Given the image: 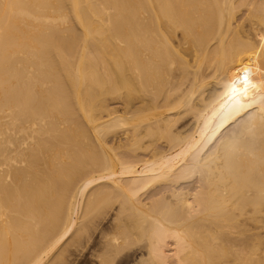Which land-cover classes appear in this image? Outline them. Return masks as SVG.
<instances>
[{"label": "bare ground", "instance_id": "obj_1", "mask_svg": "<svg viewBox=\"0 0 264 264\" xmlns=\"http://www.w3.org/2000/svg\"><path fill=\"white\" fill-rule=\"evenodd\" d=\"M237 2L0 0V264L67 260L113 205L110 253L264 264V3Z\"/></svg>", "mask_w": 264, "mask_h": 264}, {"label": "rangeland", "instance_id": "obj_2", "mask_svg": "<svg viewBox=\"0 0 264 264\" xmlns=\"http://www.w3.org/2000/svg\"><path fill=\"white\" fill-rule=\"evenodd\" d=\"M240 0H238V4L240 3L239 2ZM253 1V2H252ZM255 1V2H254ZM261 1V2H260ZM258 0V2H260V3H264V0ZM243 2H246V5H247V3L249 2V3H251V4H254V3H258L256 0H251V2L250 1H244L243 0ZM248 3V4H249ZM245 5V4H244ZM239 7H241V9L239 8ZM247 7L246 6H240V4H239V6H238V8H237V15H238V17H240V14L242 13V11H243V13L242 14H244V12H245V9H246ZM241 10V11H240ZM178 34H180L179 32H177V36L176 37H180L181 36V34L180 35H178ZM175 37V36H174ZM172 38L173 39V41L176 43V41L178 40L177 38V40L175 39V38ZM178 37V38H179ZM188 59L189 60H191L192 61V58H191V56H189L188 57ZM176 69V68H175ZM182 70V69H181ZM176 71V70H175ZM174 71V72H175ZM180 73V68L178 69V67H177V71L175 72L176 74H179ZM181 73H182V71H181ZM180 73V74H181ZM215 83H216V86L213 88V89H217V88H220L219 86V84H217V80H213L212 79V82L210 83L211 85H209V86H207V88L208 89H206V91H205V94H204V96H207L208 94V92H209V88H211V90H212V86H214L215 85ZM109 95V96H108ZM108 95H106L107 97H106V105H108V107H110L109 109H111V106H114V107H118L119 108V106H121L120 108H124L125 106H122V104L119 102L120 101V98H118V100H115V99H113V101L111 100V94H108ZM108 100V101H107ZM115 100V101H114ZM113 102V103H112ZM108 103V104H107ZM117 103V104H116ZM119 103H120V105H119ZM117 105V106H116ZM188 114H190V115H185L186 117L184 118V119H180L181 121H179V123L178 124H176V127H175V129L177 128V127H179L178 129H186L187 127H189L190 126V124L192 125V123H195V121H194V118H192V115H193V117H194V113H188ZM104 115H106V114H104ZM106 118H107V116H106ZM190 123V124H189ZM181 125V126H180ZM184 125H187V126H184ZM229 128L230 127H228V129L226 128V129H222L219 133L221 134V136L222 137H226V133L228 132L227 130H229ZM226 131V133H224ZM223 133V134H222ZM224 135V136H223ZM221 136H219V134L217 133L216 135H214L213 136V138L212 139H214V141L211 139V141L208 143V145L209 146H213L217 141H218V139L220 140L222 137ZM106 137V140H107V143L111 146V133H109V134H107V136H105ZM221 137V138H220ZM217 138V139H216ZM154 138H151V137H145V139H143V141L141 142V144L143 145V144H146V145H151L150 147L152 148V143H150V142H152V140H153ZM216 139V140H215ZM165 141V143H166V141H167V144H168V142H169V139H167V138H163V140L162 139H160V141H158L159 142V145L161 146H163L164 145V143L163 142ZM158 142H157V145L156 146H158ZM211 142H213V143H211ZM150 143V144H149ZM146 145H145V147H146ZM144 146V145H143ZM149 147V148H150ZM194 179H195V176L193 177ZM193 178H192V180H193ZM191 180V181H192ZM114 206H116V205H113V208H114ZM107 209L106 210V212L105 213H101L99 216H101V217H98L99 219H102V220H99V221H101L102 223H100V226L98 227V220L96 221V223L93 225V226H96L97 225V227H93V226H89L88 227V230H87V228H86V230H87V235L89 234L90 235V237H88V236H86V230L84 231L83 230V233L81 232V234H83L82 235V237H84V234H85V239H86V241L84 242V245L81 247L80 246V249H78V250H74L73 248L74 247H71V250H70V252H72V253H70L69 251H67L68 253H66L65 252V256H66V254H68L67 256H68V258H67V260H65V261H62V262H59V263H57V264H102L101 263V261H100V259H102V258H104V257H106L107 256V263L106 264H142V261L143 260H145V259H147V254L145 255L144 253L146 252V250H144V249H142L143 248V246H142V243H136L135 245H134V243H132L131 245L130 244H123V248H121V251H120V249H119V253L120 254H118V252L116 253V252H112V253H110V250L108 249V251L105 249V247H102V246H105L106 245V243L108 244V238H106L105 236H106V234H108L109 233V231H111V229L109 228L110 226H111V218L113 217L112 216V214L114 213V210H115V208L114 209ZM110 210V211H109ZM113 210V211H112ZM108 212V213H107ZM106 213H107V216H106ZM105 218H103V217ZM80 219H82V218H80ZM84 219V218H83ZM83 219L81 220V223L83 222ZM95 219H97V217L95 218ZM80 222V221H79ZM81 223H79V225H78V227H76L77 228V230H76V228H74L73 229V232L71 233V235L69 234L68 235V237H66L67 239H65V242H64V245L67 243V242H69V240H71L72 238H74L73 237V234H74V236L75 235H78V234H76L77 232H80V231H78V228L80 227V225H81ZM257 224L258 225H260V226H264V211H262V212H259L258 213V219H257ZM89 228H91V229H89ZM104 228H106L105 230H103ZM108 229V230H107ZM107 230V231H106ZM75 231H76V233H75ZM103 232V234H104V232L106 233V234H104V235H102L101 233ZM101 234V235H100ZM103 238V239H102ZM106 239V240H105ZM100 240H105V241H103V243H105V245L104 244H102L101 242H100ZM101 243V244H100ZM138 244V245H137ZM63 245V246H64ZM102 245V246H101ZM125 245V246H124ZM128 245V247H126ZM142 248H141V247ZM101 247V248H100ZM126 247V248H125ZM101 249H102V252H100L101 251ZM100 250V251H99ZM98 252H100V253H98ZM105 252H106V255H105ZM110 254H109V253ZM116 253V254H115ZM143 253V254H142ZM57 254H58V252H57ZM56 254V255H57ZM97 254H100L101 256H102V258L101 257H99V255H97ZM118 254V255H117ZM140 262V263H139ZM144 263L143 264H145V261H143ZM52 264V261H49L47 264Z\"/></svg>", "mask_w": 264, "mask_h": 264}]
</instances>
